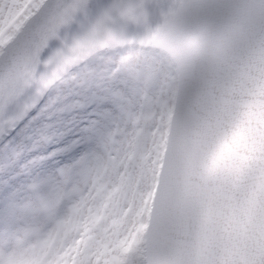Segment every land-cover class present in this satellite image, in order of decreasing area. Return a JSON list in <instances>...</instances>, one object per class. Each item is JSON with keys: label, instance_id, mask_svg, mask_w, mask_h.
Instances as JSON below:
<instances>
[{"label": "snow or ice", "instance_id": "snow-or-ice-1", "mask_svg": "<svg viewBox=\"0 0 264 264\" xmlns=\"http://www.w3.org/2000/svg\"><path fill=\"white\" fill-rule=\"evenodd\" d=\"M85 4L0 0V124L101 50L129 48L116 71L131 77L102 151L40 197L52 226L7 237L0 264H264V0H172L155 26L143 0H113L42 59Z\"/></svg>", "mask_w": 264, "mask_h": 264}, {"label": "rangeland", "instance_id": "rangeland-1", "mask_svg": "<svg viewBox=\"0 0 264 264\" xmlns=\"http://www.w3.org/2000/svg\"><path fill=\"white\" fill-rule=\"evenodd\" d=\"M131 78L106 75L50 104L0 153V246L7 237L21 236L29 227L51 222L35 209L61 170L85 155L102 151V139L118 126L121 105L130 97ZM124 93V98L114 96ZM63 208L61 211L63 212ZM35 240L33 234L25 246Z\"/></svg>", "mask_w": 264, "mask_h": 264}, {"label": "bare ground", "instance_id": "bare-ground-1", "mask_svg": "<svg viewBox=\"0 0 264 264\" xmlns=\"http://www.w3.org/2000/svg\"><path fill=\"white\" fill-rule=\"evenodd\" d=\"M127 34L132 35L131 33ZM127 51H129L127 47L104 49L83 60L80 65L71 66L59 80L48 88L43 96L19 115V120L17 119L13 124H0V153L7 148L19 132L41 116L50 104L63 100L67 95L74 94L80 88L88 87L98 78L109 74L131 78L127 72L116 71L119 56Z\"/></svg>", "mask_w": 264, "mask_h": 264}, {"label": "water", "instance_id": "water-1", "mask_svg": "<svg viewBox=\"0 0 264 264\" xmlns=\"http://www.w3.org/2000/svg\"><path fill=\"white\" fill-rule=\"evenodd\" d=\"M112 2L113 0H86L84 8L75 14V18L69 24L62 26L59 29V36L53 37L49 41L48 46L42 52V59H47L48 56H50L56 49L60 48L62 46L63 39L71 41L76 36L84 35L85 32L95 22V20L107 7L111 5ZM171 2L172 0H143L145 10L148 12L149 20L153 26H155V24L160 20V8L163 7L166 9L171 4ZM125 31L126 33H131L132 35H142L146 31V28L144 25L129 24L127 25ZM82 61L74 64V66L80 65ZM44 70V65L42 64L40 66V71L43 72ZM48 88L37 94L36 85L31 86L18 101H14L8 105L5 115L13 116L20 114L22 112L23 103L26 100H29V98H34L36 101L38 98L43 96ZM83 89L80 88L79 90L82 91ZM0 119H3V117H0Z\"/></svg>", "mask_w": 264, "mask_h": 264}, {"label": "clouds", "instance_id": "clouds-1", "mask_svg": "<svg viewBox=\"0 0 264 264\" xmlns=\"http://www.w3.org/2000/svg\"><path fill=\"white\" fill-rule=\"evenodd\" d=\"M86 45L84 44V42H80L79 44H78V47H80V48H83V47H85Z\"/></svg>", "mask_w": 264, "mask_h": 264}]
</instances>
